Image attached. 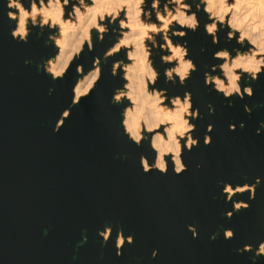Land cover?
Here are the masks:
<instances>
[{
    "label": "water",
    "instance_id": "1",
    "mask_svg": "<svg viewBox=\"0 0 264 264\" xmlns=\"http://www.w3.org/2000/svg\"><path fill=\"white\" fill-rule=\"evenodd\" d=\"M32 1L20 0L26 8ZM67 2L65 18L76 3ZM187 3L197 30L175 24L171 30H185V36L171 34V40L183 47L186 42V59L197 70L184 85L177 76L172 83L164 75L170 65L156 57L157 87L169 99L191 95V113L198 110L199 116L189 119L195 125L190 134L198 144L189 150L181 140L186 170L176 174L167 156L162 174L145 173L141 164L142 156L150 167L155 161L153 133L136 145L123 127L128 102L114 100L125 80L122 69L113 74V66L128 61L125 50L108 55L117 43V22L107 19L102 38L93 30L91 45L54 77L45 63L58 53L51 40L58 29L30 25L26 39L13 37L16 21L8 13L16 10L0 0V264H264V256H255L264 242V68L256 80L241 72V92L252 87L251 97H224L206 85L205 73L221 75L213 70L222 64L216 51L234 57L249 44L229 39V28L221 26L213 43L203 6L198 12V1ZM151 4L146 1L152 12ZM97 62L98 80L75 102V87ZM257 178L254 198L248 191L229 201L223 193L225 185L252 188ZM234 202L249 207L236 211ZM226 229L233 238H225ZM120 232L134 241L125 240L117 255ZM245 245L252 250L239 251Z\"/></svg>",
    "mask_w": 264,
    "mask_h": 264
},
{
    "label": "rangeland",
    "instance_id": "2",
    "mask_svg": "<svg viewBox=\"0 0 264 264\" xmlns=\"http://www.w3.org/2000/svg\"><path fill=\"white\" fill-rule=\"evenodd\" d=\"M58 1L63 5V18L65 20H70L71 18H73L72 14H74L75 8H79L82 12H85V10L92 9L96 6V4L92 2L91 0H84L83 4L80 3V0H72L76 3L73 5V9L70 11L69 16L65 18L64 7L68 5V2L65 3V0L64 2H61V0H58ZM146 1L147 0H144L143 4L137 5L134 0L133 3L135 5L133 8H135V12H132L128 8V5H127L128 0H102V2L104 3V8L102 9V11H105V10L110 11L112 15L114 14V18H112V15H111L109 17L101 19L99 21V28L103 27L105 31L100 32L99 28L92 27L90 29V39L88 38H86V40L84 39L80 43V45L77 39L71 38V41L69 43L70 45L68 44V47L70 49L68 47L64 49L65 51L63 55L64 58H62L63 56L61 57V54H60L62 49L57 45V40L61 37L62 31L60 27L52 23V21L49 18H46L45 15L43 14L45 10L48 9L49 0H43V4H41V0H39L38 3L35 2L37 9L40 10V14H38L35 17V23L33 22V19L31 16H28L27 18H25V26H24V28L26 29L25 37L21 38L18 34L15 37L20 38V39H26V36L29 33L28 28L30 25H35L39 27L49 26L51 28H57L58 33L55 36H51V40L57 47L58 53L54 59H51L50 61L45 63V68L47 72L53 75L54 77H60L65 73L66 69L68 68L71 61L75 58V56H78L79 53L83 50L84 45L85 44L91 45V38H92L91 32L93 30L98 31L100 34V37L102 38L103 33L107 32V26H106L107 19L109 20L111 24H113L116 21L118 25V29L115 30L118 33L117 43L109 51L108 55L117 54L121 50H125L127 53L128 61L125 64L122 61H120L113 66V70H112L113 74H117L118 69H122L123 78L125 80V85H124L125 89L123 91H118L116 94V95H120V100L118 101L115 100V101L119 103L124 102V101L128 102V106L125 109V113H124V119H125L124 121H126L125 114H128V113L131 114L132 118L134 119L133 121H135L134 123L137 125V127L141 128L142 139L145 138L144 136L145 133H153V138L160 135L164 139H168V129L170 128L169 123L168 124L164 123V124L158 125L157 127L154 126V128H152L151 131H148L147 126L145 127L146 124H144L146 122V119L147 118L149 119V117H151L150 114H152L151 112L154 110L155 105H157L158 107H163V108H167L170 110L174 109L175 107V103H173V101H175L176 98L169 99L167 97V93L164 90L159 89L157 87V83H158V79L160 75H159V70L157 69L156 57H159L160 60L162 56L172 57L171 61L162 63L165 65H170V67H167L165 70L167 69L177 70L180 66L183 65V62L186 61L187 59L186 57L181 58L175 52L170 51L167 47H161V45L165 44V41L163 39L164 31L162 30L164 21L158 20L156 18L157 9L152 8V12H151L149 9L146 8ZM195 1H198L197 3L199 5L198 8L196 7V4H195V9L198 12L201 11V6H203V9H205L206 5L201 3V0H195ZM10 2L11 0H9V3ZM18 2L23 6L20 0H18ZM233 2L234 0H228L229 4H232ZM32 3L33 1L30 3L29 8H26L23 6L25 10L28 11L29 13H31L32 11ZM184 3H187V0H184ZM164 4H162L161 2L159 4V10L161 12V15L165 16L168 19H171L170 17H168V13H165L163 11ZM169 8L170 10H173L172 15L175 16L176 15L174 11L175 5H169ZM14 10L16 11H11V12H13L16 15V20H15L16 28L14 30L16 31L17 27L19 26L20 13L18 9H14ZM191 12H194L193 8L189 12V15L191 14ZM204 12L206 13V16L208 19L207 25L211 24L213 21L210 19V15L212 14L209 12H206L205 10ZM228 19H231V13H229V16L226 17L225 23L217 24V32L219 31V26H221L223 29L228 27L229 31H234L228 26L227 24ZM45 21L47 22L45 23ZM121 22H123V25ZM175 24L180 25L174 19L171 20V23L168 24L167 35L169 39H171V34H173V32H177V33L180 31L185 32V30H179V31H176L175 29L171 30L175 26ZM153 25L155 26V29L157 30H153L152 28ZM182 28L186 29V27H182ZM217 32L215 33V36ZM254 35L256 36V34ZM236 36H238V40H239L240 33L234 31L233 38H235ZM159 39L161 40L160 43H159ZM75 42L76 43L78 42V43L75 44ZM240 44H242V46L249 44L248 50H246L243 54H241L240 52H237L234 57H231L228 53L227 58H220L222 60L221 65L227 64L231 66V70H228L227 68H222L220 65L218 67H214L213 70L221 71V75L211 76L210 74H208L209 76L216 77L221 81V87L224 89V91H227L229 88H231L235 77H239L238 80H235V83L239 85V81L241 78V72L247 73L251 77H253V75H255L256 77L257 73L261 72V69L264 68V41L257 38L256 43L255 42L250 43L249 40L245 39L243 43H240ZM172 45L173 47H179L181 49L184 48L180 44H174L173 42H172ZM77 46H80L78 47L79 49L77 48ZM71 47H75V48H71ZM67 48L71 51V54ZM71 49H74V50L76 49V51L71 50ZM68 53L70 56L71 55L72 56H71V59L68 60L65 70L59 75L53 74V72H51L48 68L49 62L57 63L59 59H60L59 62H62L66 60V56L68 55ZM246 63L251 65V69L249 68L243 71L241 66H235L237 64L244 65ZM97 64L99 66L98 62ZM257 68L260 69L259 72L255 71ZM96 70L97 69L95 68V70L89 72L88 74L83 75V77L80 79V81L81 80L84 81L85 87L90 85L91 83L87 92L82 94L80 97L86 95L93 88L95 82L98 80L100 67H99L98 73ZM153 71L156 72L157 74L155 82H153V80L151 79V75ZM190 72L191 71H189V74ZM174 76H177L179 78L176 71L173 73V78ZM167 81H170V80H168L167 78ZM224 91H220V92L224 94ZM157 93L160 94L159 99L163 100V103L157 102V95H156ZM234 95H239V93H236L235 91H233L232 96ZM181 101L184 102V100H181ZM189 103H190V100H189ZM144 115L146 116V119L144 118V121H143V117H145ZM194 116L196 117V113L192 114L191 107H187V110L184 114V119H186L188 122L187 126H192V124L189 122V119L193 118ZM125 125H124L125 130L127 134L131 137V134L130 132H128L127 127ZM193 128L194 127L192 126L191 130H193ZM191 130L187 129V131L185 132L183 136H180V135L178 136L179 145H180V153H181V148H182L181 140L184 139L187 144L188 138L191 137V134H190ZM153 138H152V141H153ZM154 150H156L158 154L157 149L154 148ZM174 155H175L174 153L165 154L164 159L167 156L173 157ZM165 162H166V159H165ZM247 191L252 192V188L248 187ZM230 195L232 194H229V196ZM240 205L241 207H243V204H240Z\"/></svg>",
    "mask_w": 264,
    "mask_h": 264
},
{
    "label": "clouds",
    "instance_id": "3",
    "mask_svg": "<svg viewBox=\"0 0 264 264\" xmlns=\"http://www.w3.org/2000/svg\"><path fill=\"white\" fill-rule=\"evenodd\" d=\"M84 0H80V3L83 4ZM137 5L143 4L144 0H135ZM65 3H67V0H65ZM201 3L205 4V11L211 13L210 19L213 21L211 24L205 25L206 28V34L210 35L212 37L213 43L217 42L215 33L217 32V24H223L225 23L226 17L229 16V13H231V19L227 20L228 26L233 29L236 32L240 33L239 36V41L240 43H243V41L247 38L250 43H254L255 41L253 40V35L256 34L257 38L264 41V0H234L232 4L228 3V0H201ZM41 4H43V0H41ZM159 4L160 0H152L151 8L157 9L156 11V18L158 20L164 21L163 25V31H164V36L163 39L165 41L164 45H161V47H167L170 51L175 52L178 56L181 58L183 57H188L189 56V51L186 46V42L184 44V48L181 49L179 47H173L172 45V40L169 39L167 35V28L168 24L171 23V20H176L182 27H186L189 29H192L195 31L199 25V21L197 20L196 13L191 12L189 15V12L192 9V4H187L184 3V0H167V3L164 4L163 6V11L165 13H168V17L171 19L166 18L165 16L161 15V12L159 10ZM169 5H175V13L176 15H172V11L169 8ZM9 8H14L18 9L20 13V20H19V33H24L25 31V18L28 16H31L33 19V22L35 23V17L40 14V10L37 9L35 0H33L32 3V11L29 13L28 11L25 10V8L18 2V0H11V2L8 4ZM196 7L198 8L199 5L196 4ZM76 11H79V9H76ZM8 16L16 20V15L13 12H9ZM102 18V17H101ZM47 21H45L46 23ZM123 25V22H121ZM153 30L155 29V26H152ZM100 32H104L105 29L103 27L99 28ZM234 31H229L228 32V38L232 39L234 36ZM18 33L13 31L12 35L15 37ZM173 36H179V37H184L185 32L180 31V32H173ZM215 56L219 58H227L228 57V52L227 51H221L218 50L215 52ZM172 57L171 56H162L161 57V62H169L171 61ZM222 68H226L227 64L221 65ZM197 70L196 64L189 58H187L186 61L183 62V70L178 72L177 75L179 76V83L181 85H184L185 79L189 75V71L194 72ZM175 69H167L164 72V75L167 76L168 80H171L172 83L176 82V79L173 78V73L175 72ZM256 72H259L260 69L257 68L255 70ZM156 72H152L151 79L153 82H155L156 79ZM239 77H235L234 81L232 83L231 88H229L227 91H224V89L221 87V81L216 78V77H211L208 75V73H205V84L208 86H212L217 92L224 91V97H229L232 96V92L235 91L236 93H239V96L243 98V96L246 95L248 97L253 96V88L252 87H245L243 92H241L240 86L235 83V80H238ZM253 80H256L255 75L252 77ZM167 82V81H166ZM157 102L158 103H163V100L159 99L160 94L157 93ZM192 99L191 95L186 92L184 94V103L186 107H192L193 105L189 103V100ZM114 100L118 101L120 100V95H116L114 97ZM180 98L177 97L173 103H179ZM245 110L248 111L249 113L251 112V109L245 106ZM209 112H214V108L209 106ZM197 115L199 116V111H196ZM66 114V113H65ZM193 119H196L194 116ZM127 124V121H124V125ZM184 124L187 125L188 122L184 121ZM192 126H195L192 124ZM189 126L188 130H191V127ZM153 126H149L148 131L152 130ZM243 127V125H241ZM58 128V127H57ZM231 129H235V125H230ZM125 129V128H124ZM208 131H212V126H208ZM259 132V130H257ZM128 132L131 133V140L135 142L136 145L141 144V139L142 137L138 134V132L133 131L132 127L128 128ZM129 136V135H128ZM171 136V134H170ZM156 139H159V136L156 137ZM205 144L210 143L208 140H204ZM198 140L195 139L193 140L191 137L188 138V149L191 150L193 145H197ZM152 147H158L155 143H153ZM169 152H174L175 155L171 157L172 162L175 164L174 167V172L176 174H181L186 170V165L181 162L180 158V146L179 143H176V147L174 149L170 148L167 149ZM141 164L143 171L145 173L149 172L152 169L158 170L162 174H166L168 170L167 162L162 157H158L157 154L155 156V161L150 167V163L148 162V159L144 156L141 157ZM260 183L259 178H257V181L255 184H252V192L250 193L251 196L250 198L255 197V190H256V185ZM248 185H244V187H240L239 185L233 187L231 186H224L223 188V193L229 192L232 193V195L227 196V199L229 201L232 200V197L238 192V193H245L247 191ZM235 208L234 210L239 211L241 208V205L239 203L234 202ZM249 205L245 202L243 204V208L247 209ZM233 215V212H228L227 216L231 217ZM189 230L193 233V236L195 237L197 235L196 229L193 226H189ZM104 232V231H103ZM103 232L100 233V235H103ZM224 236L226 239H231L234 236V232L231 229H226L224 232ZM119 237V240H118ZM215 237L213 236V239ZM105 242L109 239L108 237L103 238ZM125 240L127 241L128 244H132L134 241V238L132 236H127L125 237L123 235V232L118 233L117 239H116V248H117V255H120V249L123 247L125 244ZM252 246L251 245H245V247L242 250L239 251H251ZM156 256V252H153V257ZM255 256H264V242L259 243V246L255 252Z\"/></svg>",
    "mask_w": 264,
    "mask_h": 264
},
{
    "label": "bare ground",
    "instance_id": "4",
    "mask_svg": "<svg viewBox=\"0 0 264 264\" xmlns=\"http://www.w3.org/2000/svg\"><path fill=\"white\" fill-rule=\"evenodd\" d=\"M91 1L96 4L94 8L87 9L85 10V12H82L79 8H75L74 14H72L73 18H71L70 20H65L63 18V5L58 0H49L48 9H46L43 14L45 15L46 18H49L52 21V23L60 27L62 31L61 37L57 40V45L62 49L60 53L61 57L64 55V52H65L64 49L68 47V44L70 43L71 38L77 39L80 45V43L84 39L85 40L86 38L90 39V29L92 27L99 28V21L101 19H104L112 15L110 11H106V10L102 11V9L104 8V3L102 2V0H91ZM133 2L134 0H128L127 5H128V8L132 12H135V8H133L135 4ZM76 9H79V11H76ZM112 18H114V14L112 15ZM15 32H17L21 38H24L26 35V29L24 33H19V26L17 27ZM253 40L256 43L257 37L255 35H253ZM77 43L75 42V44ZM78 47L80 46H77V48ZM71 48H75V47H71ZM69 49L68 51H70ZM71 50H74V49H71ZM74 51H76V49ZM70 54H71V51H70ZM67 56H66V60L62 62H59L60 60L59 58H58L59 60L57 61V63L49 62V65H48L49 70L53 72V74L55 75L61 74L65 70L68 60L71 59L72 55L71 56L69 55L68 56L69 58ZM62 58H64V56ZM235 66H241L243 71L249 68L251 69V65H249L248 63L244 65L237 64ZM226 68L228 70H231V66L229 65H227ZM96 69L98 73L99 66L97 63H96ZM182 70H183V65L180 66L176 70V73ZM90 85L85 87L83 80L78 82L77 86L75 87V102L78 100V98L82 94L87 92ZM186 110H187V107L185 103L180 100L179 103H175V107L172 110L163 108V107H158L157 105H155L154 110L151 112L152 114H150L151 117H149V119L148 118L146 119V116H145L146 114L144 115L145 117H143V121L145 118L146 122L144 124H146L145 127L147 126V128H149V126H153L152 128H154V126L157 127L158 125H161L164 123L170 124V128L168 129V139H164L159 134H158L159 135L158 140L156 139L157 136L153 138L152 145L153 143H155L158 146V147H154L158 151V154H157L158 157H162L164 159L165 154L174 153V152L167 151V149H170V148L174 149L176 147V143L177 142L179 143L178 136L179 135L183 136L185 132L187 131V129H189V126L184 124V121H187L186 119H184V114ZM125 116H126V121H127V124L125 126L127 127V130L129 127H132V130L138 132V134L141 136V128L137 127V125L134 123L135 121H133L134 119L132 118L131 114L128 113V114H125ZM186 146L188 147V142ZM229 194H232V193H229ZM104 236L107 237L108 233L105 234Z\"/></svg>",
    "mask_w": 264,
    "mask_h": 264
}]
</instances>
